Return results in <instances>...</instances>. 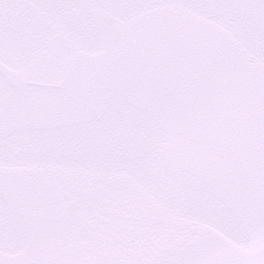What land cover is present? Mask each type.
Segmentation results:
<instances>
[{
  "label": "snow or ice",
  "instance_id": "6c2138e0",
  "mask_svg": "<svg viewBox=\"0 0 264 264\" xmlns=\"http://www.w3.org/2000/svg\"><path fill=\"white\" fill-rule=\"evenodd\" d=\"M0 264H264V0H0Z\"/></svg>",
  "mask_w": 264,
  "mask_h": 264
}]
</instances>
